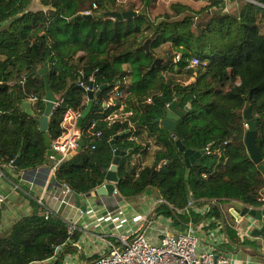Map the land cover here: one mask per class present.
Returning a JSON list of instances; mask_svg holds the SVG:
<instances>
[{
    "label": "trees",
    "instance_id": "obj_1",
    "mask_svg": "<svg viewBox=\"0 0 264 264\" xmlns=\"http://www.w3.org/2000/svg\"><path fill=\"white\" fill-rule=\"evenodd\" d=\"M205 1L194 9L177 0L169 11L152 14L130 0H38L37 5L0 0V171L8 175L4 166L11 167L17 156V171L44 164L47 147L32 115L45 107V84L38 70L47 61L48 88L56 99L47 128L51 141L63 132L65 113L81 114L87 105L78 83L91 84L92 76L94 87L102 88L81 123V150L54 171L72 193H91L106 183L114 157L110 140L116 136V148L127 151L117 165L118 197L155 189L163 200L155 213L181 231L205 216L221 218L219 205L197 212L208 201L228 206L241 200L261 207L264 175L248 158L243 112L251 106L264 164V7L243 0L234 14L225 10L233 0ZM85 9L91 18L81 14ZM127 10H137L136 15L117 19L104 14ZM146 41L147 50L142 47ZM193 58L198 63L191 66ZM155 59L164 61L151 67ZM115 86L125 92L123 97L104 106ZM30 98L35 101L28 111L23 103ZM173 100L184 113L171 132L159 120ZM141 129L158 146L146 166L137 158L147 147L136 137ZM176 139L195 151L207 147L209 153L186 167ZM69 224L55 212L20 217L0 234V264L51 257L53 264H61L76 250L71 242L78 234L68 233ZM225 233L237 244L253 245L240 240L233 227L225 226ZM98 257L81 259L89 263Z\"/></svg>",
    "mask_w": 264,
    "mask_h": 264
},
{
    "label": "crops",
    "instance_id": "obj_2",
    "mask_svg": "<svg viewBox=\"0 0 264 264\" xmlns=\"http://www.w3.org/2000/svg\"><path fill=\"white\" fill-rule=\"evenodd\" d=\"M227 3L237 7L240 5L237 1ZM34 101L33 98L24 101L23 107L28 111L33 110ZM108 102H105L104 106L112 103ZM134 132L136 133V130ZM136 137L141 143L147 144L144 151L137 156L138 161L142 166L150 165L153 161V151L158 146L145 129H141ZM54 165L44 163L27 172L17 171L13 168L15 166H4L8 175L2 173L0 177V191L4 195L0 234L6 233L14 222L24 215L55 212L64 220L78 226L75 230L78 234L77 240L71 242L76 250L65 255L67 264H87L82 257L100 256L108 251L106 243L110 237L130 236L142 224L153 242L158 241V230L165 226L173 231L181 230L168 218L155 213L157 203L162 202L155 189L127 199H120L114 193L110 195H99L94 191L84 195L71 193L64 198L66 203L62 204L63 184L55 178L54 171L58 166ZM211 205H219L223 218L216 220L205 216L199 222L186 226L198 237L197 251L213 249L216 256H222L228 261L225 264H264V238L252 235V230L246 232V225L240 229L245 220L235 223L228 212L231 204L226 206L216 201H208L202 204L197 212L204 213ZM93 217L99 220L87 224L92 222ZM225 226L233 227L240 240L247 239L252 241L253 245L231 241L225 233ZM44 264H52V261L46 260Z\"/></svg>",
    "mask_w": 264,
    "mask_h": 264
},
{
    "label": "built area",
    "instance_id": "obj_3",
    "mask_svg": "<svg viewBox=\"0 0 264 264\" xmlns=\"http://www.w3.org/2000/svg\"><path fill=\"white\" fill-rule=\"evenodd\" d=\"M250 2L256 3L264 7L263 2H258L255 0H250ZM96 5L92 4L94 8ZM81 14L88 16L91 15L90 9H85ZM179 56L176 55L173 59V62H177ZM198 63L197 58H193L190 62V65H196ZM91 80V84L84 83L80 81L79 86L83 87L85 91V98H87V93L89 91L97 90L93 85V77L88 78ZM24 78L22 77L19 82L23 83ZM123 92L119 86H115L110 93L112 97H106L105 102L114 101L115 99L123 96ZM35 100V98H33ZM81 114L76 111L68 110L61 122L63 132L61 135L51 141L50 147L59 153L62 158L65 160L70 153H78L81 150L80 141L82 140V132L77 126L78 118ZM161 123V122H160ZM100 132H97L96 135H99ZM206 153H209L207 147L204 148ZM219 150V149H218ZM217 150V151H218ZM74 154V155H75ZM63 162V161H62ZM60 160H57L54 166L60 164ZM2 172L0 171V177ZM63 184V199L62 204H65V197L71 194L70 188ZM104 185V184H103ZM114 194H117L116 189L113 191ZM4 202V195L0 191V208ZM163 202V200H162ZM40 203V201H39ZM194 204V201L191 200L188 202L187 206L184 208L188 212L189 208ZM248 207H252L247 205ZM264 207V204L261 206ZM260 208V207H259ZM50 211H45L43 215L47 216ZM247 222L246 232L251 231L254 227H259L256 221H253L248 216L242 218V220ZM99 220V218L92 219L91 223ZM238 224V222H235ZM188 226H191V222L188 223ZM78 226L75 223H71L68 226V233L73 234ZM110 237L106 243L108 251L101 254L96 260L91 262H85L87 264H225L228 261L222 256H216L213 249H208L206 251L198 252L196 249L198 237L197 235L188 227L185 230L173 231L169 227L165 226L158 230V241L153 242L151 237L147 233V229L142 224L139 226L130 236H120L118 238ZM50 260L52 264L55 260V257H51L42 261H33L29 264H44V261ZM66 258L64 257L61 264H67Z\"/></svg>",
    "mask_w": 264,
    "mask_h": 264
},
{
    "label": "water",
    "instance_id": "obj_4",
    "mask_svg": "<svg viewBox=\"0 0 264 264\" xmlns=\"http://www.w3.org/2000/svg\"><path fill=\"white\" fill-rule=\"evenodd\" d=\"M263 3H264V0H263ZM104 14L112 18L122 19V18H129L133 15H136V12L133 10H127L123 12L111 11V12H106ZM97 16L101 17L102 14H97ZM87 17L91 18L92 16L88 15ZM142 47L147 50L148 41H146L142 45ZM163 61L164 59H155L151 67L159 66L160 63ZM47 69H48V62L46 61L44 65L38 70V74L42 76L44 80V84H45V95H44L45 107L41 114H33L32 116L36 120H38L39 130L40 132H42L44 142L47 147L44 163L55 164L57 160H60V162H62V161H65V159L62 158L59 153H57L50 147L51 139L49 138V135L47 133L48 120H49L50 114L53 110V107L56 101L55 96L48 88ZM101 90L102 88H99L95 91L91 90L87 93V98H88L87 105L85 109L83 110V112L81 113V115L79 116L78 121H77V126L79 128L81 126V123L84 117L88 114L93 100L100 95ZM187 108L188 106L185 107V109ZM183 113H184V110H180L178 108V102L176 100H173L171 103L167 105L164 118L159 121L166 129L173 132L175 129L176 120L180 118L181 116H183ZM243 116H244V119L246 120V127H247L245 131V135H244V144L246 147L248 158L252 162L258 165L260 171L264 175V164L261 162L262 157H261L259 148L255 142L256 135H257V130H256L257 120L253 119L250 105H248L245 108L243 112ZM115 138L116 136L110 140L111 147L114 151L113 153L114 157L105 175L106 183L94 191L95 193L99 195H105V194L110 195L113 193L115 189V183L118 180L117 165H118L119 159L122 156L127 154V151L116 148ZM79 144H80V147H82L84 144L83 140H81ZM175 145L178 151L182 153L186 167H190L196 161L197 158H199L202 154L205 153V149L195 151L191 148H186L183 145V143L178 139L175 140ZM19 154L20 152L18 153V155ZM74 154L75 153H70L67 158L72 157ZM18 161H19V156H17L11 162V165L17 166ZM230 203H231V207L228 209V212L232 215L235 222H239L242 218L248 216L253 221H256V223L259 225V227L252 228V235L261 236L262 238H264V207H260V208L248 207L241 200H232ZM221 218H223V214H221Z\"/></svg>",
    "mask_w": 264,
    "mask_h": 264
},
{
    "label": "rangeland",
    "instance_id": "obj_5",
    "mask_svg": "<svg viewBox=\"0 0 264 264\" xmlns=\"http://www.w3.org/2000/svg\"><path fill=\"white\" fill-rule=\"evenodd\" d=\"M31 1H32L33 5L39 4L38 0H31ZM130 1L134 2L136 8H140V7L144 6L150 13L156 14V13L169 11L170 5L177 0H146V3L148 2L147 5H145V0H130ZM178 1L184 2L194 9H198L201 6H203L204 4H206L205 0H178ZM233 1H237L238 3L241 4V1H243V0H233ZM233 1H229V2H233ZM245 1H250V0H245ZM227 5H229V4L226 3V7H227ZM239 6L237 7L233 4H231L225 10H227L230 13L237 14ZM133 11L137 12V10H133ZM107 96L109 98L112 97V95L110 93ZM114 101H116V99ZM148 101H149V99H148ZM255 208H258V207H255ZM226 212H227V210H226ZM245 225L247 227L246 222L243 221L242 224L240 225V229L242 230Z\"/></svg>",
    "mask_w": 264,
    "mask_h": 264
},
{
    "label": "clouds",
    "instance_id": "obj_6",
    "mask_svg": "<svg viewBox=\"0 0 264 264\" xmlns=\"http://www.w3.org/2000/svg\"><path fill=\"white\" fill-rule=\"evenodd\" d=\"M111 93V92H110ZM88 100V99H87ZM259 208V207H258Z\"/></svg>",
    "mask_w": 264,
    "mask_h": 264
}]
</instances>
